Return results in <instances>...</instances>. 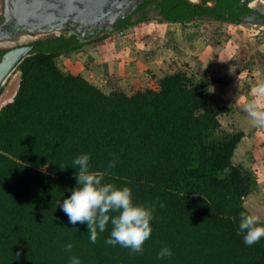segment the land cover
Here are the masks:
<instances>
[{"label":"trees","instance_id":"obj_1","mask_svg":"<svg viewBox=\"0 0 264 264\" xmlns=\"http://www.w3.org/2000/svg\"><path fill=\"white\" fill-rule=\"evenodd\" d=\"M151 1L157 22L238 24L233 13L250 12L238 0L209 8L205 0ZM129 25L124 20L114 31ZM85 44L37 39L16 65V88L0 107V264H69L73 256L80 264H264V238L246 246L239 230L244 200L256 187L231 161L244 134L221 130L218 117L229 108L210 105L206 76L176 70L155 89L105 93L55 63ZM84 154L90 171L105 173L102 183L129 187L134 204L153 208L142 254L106 244L110 223L91 243L87 225L70 224L61 210L58 202L77 187L72 162ZM164 247L173 255L158 259Z\"/></svg>","mask_w":264,"mask_h":264},{"label":"rangeland","instance_id":"obj_2","mask_svg":"<svg viewBox=\"0 0 264 264\" xmlns=\"http://www.w3.org/2000/svg\"><path fill=\"white\" fill-rule=\"evenodd\" d=\"M144 22H147V20ZM192 22V24H194L195 26L208 25L210 27H214L216 30H219L220 33L224 34L223 39L220 41L223 49L216 48L211 59H213L214 57L215 59L213 60L218 61L217 63H219L220 54L221 51H223L224 56H221L224 60L227 61V66L231 64L232 66H237L240 68V72L247 74V76H259V81H264V30L262 28L244 22H240L238 24L208 20H196ZM150 23L152 25H155L154 21H151ZM134 25L135 24L125 27L122 32H120V34H117L116 32L112 34L108 33L109 37L106 39V43L108 45L105 47L106 49L103 50L102 53H100L101 50H99L95 55L91 52L92 48H83V52L75 51L57 56L55 58V63L62 72L69 71L78 73L80 71L79 62H81V60L79 59V53L85 54V57L83 56L82 58H86V60H90L92 55L93 58H96V60L99 61V63L95 64L96 66L101 64L104 69H107V71H110V69L112 70V72L108 74L96 71L90 72L91 76L93 77V80L91 81L92 84L96 85L106 93L108 89H116L118 88L117 84L123 80L121 76L128 75L126 66L120 71H116L115 69H113L114 67H116V64H119V54H123L124 56H126L131 53V57L128 58L129 61L125 63L129 64L130 61L134 60L135 54H137L138 51H142L143 46H152L155 48V50L158 49L156 48V44H158L157 42L159 41V39H157L156 37L158 35L157 31L144 33L143 31L138 30L136 31V34L134 31L131 33L130 31L134 29ZM182 34L184 37V41H187V43L189 41V37L191 38L192 36L195 39V35L191 34L190 36V33H188L187 31H182ZM121 38L124 40L123 42L119 41ZM131 38H133V40H131ZM210 39L212 41V44L215 45L216 34L211 35ZM228 39L231 40L229 44H227ZM19 40L20 43H24L29 41L30 39L27 37H21ZM133 43L135 48L131 47ZM146 44H148L149 46ZM209 44V47H211L210 42ZM122 45L126 47L127 51L123 50ZM89 52L92 54H88ZM228 54H230V57L228 56ZM139 56L142 57V60L144 59V57H148L147 55L142 56L141 54H139ZM68 58L74 60L75 64L73 65L75 66H72L70 61H67L69 60ZM104 58V62L101 61ZM227 63H224L225 67ZM87 64H90V61H88ZM183 71H185L189 75H193L196 78L203 75H199L198 73H190L186 70ZM143 76L146 77L145 81H143L145 82V84L143 85V87L139 88L141 90L146 89L147 87L145 86H149L152 88L153 86L150 84V81L153 80L156 75L150 74L149 70H147L145 71ZM204 76H206V74ZM14 77L16 79V83L14 81V83L12 84L13 88L11 87L12 89H10L9 85L12 78ZM206 78L209 84L212 83L213 85H215L210 88H206L209 96V103L212 106L218 105V103L222 101L223 95L227 96L230 90V86L233 84V81L236 82L237 79L236 76L231 73L221 75L219 71H215L213 75H210V77L206 76ZM18 79L19 73L15 71L13 73V76H10L0 88V107L11 99ZM217 82L218 85H216ZM105 85L108 89L104 88ZM218 119L221 125V130L227 132L242 131L244 134V138H242L240 143L237 145L231 161L233 165H240L247 169L256 180V187L254 188L252 193L244 200V206L249 213L259 215L261 220L264 221V128L253 126L249 116L246 114V112L243 111V108L239 106L234 108V113L224 112L218 117Z\"/></svg>","mask_w":264,"mask_h":264},{"label":"clouds","instance_id":"obj_3","mask_svg":"<svg viewBox=\"0 0 264 264\" xmlns=\"http://www.w3.org/2000/svg\"><path fill=\"white\" fill-rule=\"evenodd\" d=\"M252 99L243 103L253 126L264 128V81H259L251 88ZM90 157L87 154L76 157L72 162L77 187L63 202H58L61 210L67 215L70 224H86L90 242L95 243L99 232H104L111 224L106 244H117L128 248L130 255L142 254L143 244L151 236L150 222L153 219V208L133 203L129 187L116 188L111 183H102L104 172L89 170ZM109 167H114L113 163ZM64 169V166H60ZM163 206V205H161ZM110 213H118L112 216ZM239 230L244 235V244L252 246L264 238V223L259 215L242 211ZM72 245L65 246L71 252ZM172 250L164 247L158 253V259L170 258ZM69 264H80L78 257H71Z\"/></svg>","mask_w":264,"mask_h":264},{"label":"crops","instance_id":"obj_4","mask_svg":"<svg viewBox=\"0 0 264 264\" xmlns=\"http://www.w3.org/2000/svg\"><path fill=\"white\" fill-rule=\"evenodd\" d=\"M150 22L151 21L142 22L141 24H135L133 26L134 29L131 30L130 32L132 33L134 31L136 34V31L138 30L143 31L144 33L157 31L158 35L156 37L157 39H159V41L157 42L158 44H156V48L158 49L155 50V48L152 46L150 47L143 46L142 51L141 52L138 51V53L135 54L134 60L130 61L129 64H125V63L129 61L128 58L131 57V53L126 56H124L123 54H119L120 56L118 59L119 64H116L115 65L116 67H114L113 69H115L116 71H120L126 66L128 75L121 76L123 80L117 84L118 86V88H116L117 90H120L125 94H132L137 90H141L139 87H143V85L145 84V82L143 81H145L146 77H144L143 75L147 70H149L150 74L156 75V77L150 81V84L153 87L151 88L149 86H145L149 89L156 88V82L160 77L166 74H170L179 69L189 71L190 73H198L199 75L206 74V76L209 77L210 75H213L215 71H219L221 75L231 73L235 75L237 79L236 82L233 81V84L230 86V90L227 96L223 95L222 101H220L218 105L215 106L211 105L212 107H227L229 108L227 112L234 113V108L238 106L243 108V103L251 99L252 97L251 88L259 82L260 77L247 76V74L240 72L241 70L239 67L232 66V64L227 66L228 65L227 61L222 58V56H224L223 51H221L219 63H217L218 61L213 60L215 59L214 57L213 59H211L216 48L223 49V46L220 43V41L223 39L224 34L220 33L219 30H216L214 27H210L208 25L195 26L194 24H192L193 22L186 24H179V23L154 21L155 25H152ZM182 31L184 32L187 31L188 33H190V36L191 34H194L195 39L191 36V38L189 37V41L187 43V41H184ZM214 34H216L215 45L212 44V41L210 39V36ZM108 37L103 39L100 43H93V42L87 43L77 51L83 52L84 50L83 48L90 47L92 48L91 52L93 54L96 55V53L99 50H101L100 53H102L103 50L106 49L105 47L108 45L106 43V39ZM122 38L119 40L120 42L124 41ZM131 40H133V38H131ZM230 41L231 40L228 39L227 44H229ZM209 42L211 43V47H209L210 45ZM122 46H123V50L127 51L126 47L124 45ZM131 47L135 48L134 43L131 45ZM92 53L89 52L88 54H92ZM79 54H80L79 59L81 60V62H79L80 71L78 73L66 71L67 73H70L72 75H80L82 78H84L86 81L92 84L91 81L93 80L92 79L93 77L91 76L90 72L96 71L100 73L103 72L104 74H108L112 72L111 69L110 71L104 69L101 64L96 66L95 64L99 63V61L96 60V58H93L92 55L90 60H86V58H82L83 56L85 57V54H81V53ZM139 54H141L142 56L147 55L148 57H144V59L142 60V57L139 56ZM228 56L230 57V54H228ZM105 58L102 59L101 61L104 62ZM68 59L69 60L67 61L68 62L70 61L71 65L75 66L73 65L75 64L74 60L70 58ZM88 61H90V64H87ZM224 63H227L226 67L224 66ZM216 85H218V82L216 83ZM212 86L215 85L210 83L208 87L210 88ZM104 88L108 89L106 85ZM109 91H111V89H108L107 93ZM242 138H244V136Z\"/></svg>","mask_w":264,"mask_h":264},{"label":"water","instance_id":"obj_5","mask_svg":"<svg viewBox=\"0 0 264 264\" xmlns=\"http://www.w3.org/2000/svg\"><path fill=\"white\" fill-rule=\"evenodd\" d=\"M144 1L1 0L0 42L15 44L21 37L63 36L83 43L101 31L110 32L114 24L127 18ZM244 1L239 0V4ZM256 1L260 5L261 0ZM241 22L253 24L254 17H243ZM29 50L30 47L15 48L1 57L0 81Z\"/></svg>","mask_w":264,"mask_h":264},{"label":"flooded vegetation","instance_id":"obj_6","mask_svg":"<svg viewBox=\"0 0 264 264\" xmlns=\"http://www.w3.org/2000/svg\"><path fill=\"white\" fill-rule=\"evenodd\" d=\"M190 3L193 4H200L201 1L200 0H186ZM225 4L228 3V0H225ZM215 0H205L201 5L203 7H214L215 6ZM260 3V1H259ZM242 5H245L247 8L250 9V12L246 13V14H238L236 13V11L233 13L235 14V16H237V18H239L240 22H241V18L246 17V16H253L254 17V23L253 25L258 26L259 28H262L264 30V18L262 16H264V7L262 5H264V2L261 3L260 5L258 4V2L256 0H245L242 4H239V0L237 2V7H241ZM263 7V8H262ZM225 9H228V6L225 5ZM263 11V12H262ZM0 14H1V0H0ZM156 16V17H155ZM225 17L229 16V13H224ZM1 17V16H0ZM126 20L128 23H132L133 24H139L138 21L140 20V23L144 22V21H158L160 20L159 17V9L155 8V3L152 2L151 0H148V2L146 4L140 5L138 8H136L127 18L123 19V20H119L116 24H114L113 29L108 32V33H114L116 31H114V28L117 27L119 24L122 25L123 21ZM210 21V20H208ZM121 22V23H120ZM108 33H104V32H100L95 34L93 37H91L92 39L108 34ZM117 34H120V32H118ZM30 40L24 43H20V40H18V43L15 44H5L4 42H0V59L1 57L11 51L12 49L15 48H24V47H30V44L37 39H32L31 37H27ZM91 38L87 39L85 42L88 43V41L92 40ZM91 42V41H90ZM28 53V52H27ZM18 63V62H17ZM16 63V65H17ZM16 65H14V67L12 68V70L8 73V75L2 80L1 84H0V88L2 87V85L4 84V82L10 77L13 76V73L16 71ZM17 72V71H16ZM16 83V79L15 77L12 78L9 88L12 89V84ZM12 87V88H11Z\"/></svg>","mask_w":264,"mask_h":264},{"label":"bare ground","instance_id":"obj_7","mask_svg":"<svg viewBox=\"0 0 264 264\" xmlns=\"http://www.w3.org/2000/svg\"><path fill=\"white\" fill-rule=\"evenodd\" d=\"M263 2H264V1L261 0V1H260V4L263 3ZM262 6L264 7V5H262ZM19 39H20V38H19ZM5 44H8V43H5ZM13 56H14V54H13ZM3 65H4V64H3ZM3 65L1 66V68H3ZM7 75H8V74H6V75L3 77V79H4ZM1 82H2V80L0 81V84H1Z\"/></svg>","mask_w":264,"mask_h":264}]
</instances>
